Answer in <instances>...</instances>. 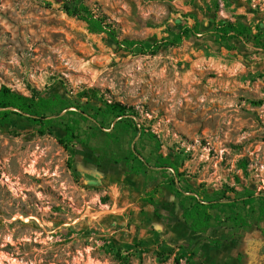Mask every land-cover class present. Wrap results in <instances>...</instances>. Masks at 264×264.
<instances>
[{"label":"rangeland","instance_id":"rangeland-1","mask_svg":"<svg viewBox=\"0 0 264 264\" xmlns=\"http://www.w3.org/2000/svg\"><path fill=\"white\" fill-rule=\"evenodd\" d=\"M85 1L120 42L152 44L196 18L203 33L151 54L90 31L55 0H0V86L37 96L97 88L142 126L122 127L108 149L104 135L66 149L59 127L1 125L0 264H251L264 254L257 229L195 232L164 176L115 160L134 147L150 163L169 154L197 187L264 194V49L211 35L221 19L264 31V0Z\"/></svg>","mask_w":264,"mask_h":264},{"label":"trees","instance_id":"trees-1","mask_svg":"<svg viewBox=\"0 0 264 264\" xmlns=\"http://www.w3.org/2000/svg\"><path fill=\"white\" fill-rule=\"evenodd\" d=\"M60 3L64 12L71 17L82 19L92 32L107 33L111 39L126 48L139 44L145 53L156 54L163 45H178L183 39L202 34L200 22L196 18L193 25H184L172 37L143 45L141 42L124 39L118 41L114 29L106 23L105 17L92 11L85 0H55ZM229 1V0H224ZM257 31L247 23L236 20L221 19L214 23L212 37L227 47L237 49L252 45L264 49V31L256 26ZM17 117H24L32 123L39 134L50 132L59 127L66 132V137L59 139L60 144L68 149L76 141L89 145L93 140L104 135V146L108 149L119 139L122 127L135 132L142 131L137 121L138 113L119 101H109L100 94L97 88H83L75 96H64L54 93L50 96L26 95L2 84L0 86V126ZM144 135L154 138L151 131ZM116 163L125 162L132 173H140L153 169L166 178L167 184L179 198L183 207V218L191 230L206 232L212 228L231 230L257 229L264 239V194H256L249 188L242 191L235 186L209 191L195 186L171 155L158 153L153 163L143 157L141 151L134 147L130 154ZM246 165V163H245ZM244 165V166H245ZM238 182L240 179L237 177ZM234 192V196L228 194ZM155 192V191H154ZM153 204V199L145 200ZM179 264V261H176Z\"/></svg>","mask_w":264,"mask_h":264},{"label":"crops","instance_id":"crops-1","mask_svg":"<svg viewBox=\"0 0 264 264\" xmlns=\"http://www.w3.org/2000/svg\"><path fill=\"white\" fill-rule=\"evenodd\" d=\"M257 253V252H256ZM254 253L255 257H252L250 260L253 261L251 264H264V254H259L258 255Z\"/></svg>","mask_w":264,"mask_h":264}]
</instances>
